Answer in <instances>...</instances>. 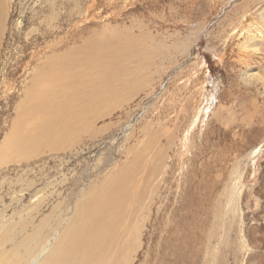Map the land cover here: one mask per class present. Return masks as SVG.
Returning <instances> with one entry per match:
<instances>
[{"label":"rangeland","instance_id":"1","mask_svg":"<svg viewBox=\"0 0 264 264\" xmlns=\"http://www.w3.org/2000/svg\"><path fill=\"white\" fill-rule=\"evenodd\" d=\"M126 181L129 264H264V0H0V264Z\"/></svg>","mask_w":264,"mask_h":264},{"label":"bare ground","instance_id":"2","mask_svg":"<svg viewBox=\"0 0 264 264\" xmlns=\"http://www.w3.org/2000/svg\"><path fill=\"white\" fill-rule=\"evenodd\" d=\"M135 171L136 169L133 172ZM113 174L114 176H110L111 180L116 178L115 171ZM127 177H130V169ZM127 182L117 187L105 184L103 190L99 191L98 198L95 197L94 201H88L80 205L79 208L77 207L76 212L70 216L69 223L65 225L62 231L59 229L64 221H60L53 232L43 234L33 251L27 256L24 264H29L35 258L36 262L33 264H107L109 260H113V264H116L115 260L118 259L117 264H129L130 249L133 245L132 243L130 245V235L128 233L124 235L125 238L122 237L119 229L123 230L124 227L117 223L119 220L122 222L121 219L126 220L128 218L125 225L127 230L130 229L131 192L130 184H127ZM105 183L108 182L105 181ZM138 200L135 197L133 202ZM89 204L90 206H88ZM85 206H88L86 210ZM26 238L21 242H16L11 250L1 247L6 239L0 240V252L21 251L25 246L24 241ZM44 240H47L46 244ZM8 241H14V238H8ZM38 253L40 254L38 255Z\"/></svg>","mask_w":264,"mask_h":264}]
</instances>
